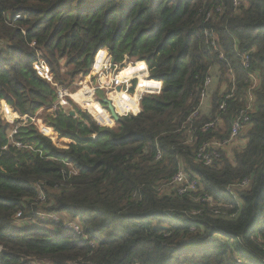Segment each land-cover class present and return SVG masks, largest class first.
I'll return each instance as SVG.
<instances>
[{
	"label": "trees",
	"instance_id": "obj_1",
	"mask_svg": "<svg viewBox=\"0 0 264 264\" xmlns=\"http://www.w3.org/2000/svg\"><path fill=\"white\" fill-rule=\"evenodd\" d=\"M102 46L164 82L112 127L77 104L52 110L56 90L35 67L70 85ZM210 74L211 113L189 119ZM251 98L246 143L205 165L198 148L228 137ZM0 104L9 120L43 114L70 139L57 146L31 119L14 133L0 113V264H264V0H0ZM180 169L197 180L184 195L162 188ZM243 180L236 200L227 187Z\"/></svg>",
	"mask_w": 264,
	"mask_h": 264
},
{
	"label": "built area",
	"instance_id": "obj_2",
	"mask_svg": "<svg viewBox=\"0 0 264 264\" xmlns=\"http://www.w3.org/2000/svg\"><path fill=\"white\" fill-rule=\"evenodd\" d=\"M239 5L240 0H234V6L238 7ZM219 9L220 8L217 10ZM16 18H20V15H17ZM216 43L217 35L216 33H213L211 37V44L216 46ZM243 63L245 68L249 67V54L243 55ZM35 67L37 68L39 74L48 79L56 90L57 98L52 110L57 111L58 109H65L72 111L74 110L73 105L77 104L81 110L89 113L93 119L102 126L112 127L117 122L112 117L107 106L104 105V99L107 98L113 103L116 108V112L121 115V117L124 115L135 116L142 111L143 98L149 94L161 93L164 86L162 79L151 75L150 67L147 61L128 59L126 64H124V61L121 63H115L113 54L108 46H102L96 51L89 71L87 73H80V75L70 85H65L62 82L56 81L52 72H50L51 70L49 66L44 62H36ZM128 68H135L136 70H134L131 74L125 73V70ZM230 74L231 77H233L232 79H234L235 76L233 75L232 70ZM214 77L215 76L213 74H210L205 80L204 87L202 88L200 94V104L192 112L189 119L198 117L200 113H211L212 108L210 98L212 95L210 96V89L213 84ZM251 80L253 81L254 86L257 82L254 74H251ZM74 88L76 89L73 90ZM224 89L225 88H223V90ZM99 93H103L104 96H97ZM231 96L232 93L226 94V97L221 104V109L226 107V99ZM253 100V98L249 99L247 106L239 111L237 117L232 123L231 134L228 137L208 140L198 148L197 157L205 165H212L214 160L221 156L222 149H229L230 147L235 146L240 150V148L246 143L247 139L242 137V134L250 123V115L255 110ZM103 112L108 114V120H101L104 114ZM15 117L18 118L19 126L27 124L29 119H31V123L36 124L39 127V130L55 143L56 140L60 138L56 130L39 116L30 117L29 115H21L18 112ZM218 117L202 125L201 131L206 132L210 129H214L220 123V119ZM18 127L16 126L14 133ZM48 127H51L55 131V137L45 132V129L47 130ZM194 133L195 132L193 130L187 132L189 142L193 140ZM95 137L96 135H93V138ZM17 145L21 146L22 143L18 142ZM66 147H68V145ZM156 157L157 159L162 157V152L160 150H158ZM66 164L70 169L75 171V168L71 163ZM196 185L197 180L190 178V176L183 169H180L169 182L163 185L162 188L167 190L172 189V191H176L179 195H184L187 192L194 190ZM246 186H248V181L243 180L236 185L228 186L227 190L237 200L238 195L236 194V188H244ZM39 198L44 199L42 193H40ZM19 214L20 213H18V215ZM40 216H50L55 219L58 218L56 214L49 215L41 213ZM67 227H71L78 235L83 234V230L77 221L69 223ZM84 237L85 239L87 238L86 235H84Z\"/></svg>",
	"mask_w": 264,
	"mask_h": 264
},
{
	"label": "rangeland",
	"instance_id": "obj_3",
	"mask_svg": "<svg viewBox=\"0 0 264 264\" xmlns=\"http://www.w3.org/2000/svg\"><path fill=\"white\" fill-rule=\"evenodd\" d=\"M133 63H134V61H133ZM216 67V66H215ZM51 72V71H50ZM213 73L214 74H217V69H215V70H213ZM216 77H218V75H215ZM218 82V79L217 78H214V80H213V84L211 85V89H210V96L212 95V93L216 90V83ZM76 88H74L73 90H75ZM104 96L103 95V93H99V94H97V96ZM7 102V101H6ZM208 103H209V99H208ZM211 103V102H210ZM10 105V104H9ZM104 105L105 106H107V104L106 103H104ZM1 106H2V104H0V113H1V115H2V118L5 120V121H8L9 123H11V124H15L17 127L19 126V121H18V118L17 117H14L13 119H11V120H9V118L8 117H6L3 113H2V109H1ZM10 107H11V109L13 110L14 108L10 105ZM73 109H74V111H75V106H73ZM38 113H40V111L38 112ZM104 114H103V116H102V118H101V120L103 121V120H108V114L106 113V112H103ZM40 118H42L43 120H44V117H43V114H41L40 116H39ZM16 126H15V128H16ZM40 126V125H39ZM39 128V127H38ZM15 130V129H14ZM244 135H245V130H244V132H243V134H242V137H244ZM69 141H70V139H68V138H62V137H60L58 140H56V145L57 146H59V147H66L67 145H68V143H69ZM63 216V219L66 221V223L68 224V223H73L74 221L72 220L73 218H72V216H71V214H69V213H65V214H62ZM58 216H60V215H58Z\"/></svg>",
	"mask_w": 264,
	"mask_h": 264
},
{
	"label": "water",
	"instance_id": "obj_4",
	"mask_svg": "<svg viewBox=\"0 0 264 264\" xmlns=\"http://www.w3.org/2000/svg\"><path fill=\"white\" fill-rule=\"evenodd\" d=\"M128 59H129V56L126 55V56H125V60H124V64L127 63V60H128ZM103 102L107 104V108H108V110L110 111L112 117H113L116 121L120 120L121 115H119V114L116 112V108H115V106L113 105V103H112L109 99H107V98L104 99ZM74 114H75V112H74V111H71V115H74ZM88 138H93V136H90V137H88Z\"/></svg>",
	"mask_w": 264,
	"mask_h": 264
}]
</instances>
